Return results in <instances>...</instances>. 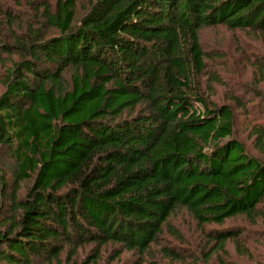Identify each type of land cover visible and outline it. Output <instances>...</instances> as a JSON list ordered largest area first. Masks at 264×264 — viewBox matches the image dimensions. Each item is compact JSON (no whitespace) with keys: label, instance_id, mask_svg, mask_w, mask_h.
I'll list each match as a JSON object with an SVG mask.
<instances>
[{"label":"trees","instance_id":"trees-1","mask_svg":"<svg viewBox=\"0 0 264 264\" xmlns=\"http://www.w3.org/2000/svg\"><path fill=\"white\" fill-rule=\"evenodd\" d=\"M84 2H31L38 22L25 34L13 24L31 9L0 7V30L9 25L15 43L1 47L12 67L0 95V155L13 166L11 180L0 167L11 203L0 264H102L109 246L108 264L125 253L143 258L165 230L178 235L169 221L181 209L201 228L257 222L264 159L235 135L233 105L210 101L221 81L201 32L252 33L264 53V0ZM255 69L264 72V55ZM241 98L232 96L247 108ZM250 135L264 155V128ZM242 234L206 233L225 254Z\"/></svg>","mask_w":264,"mask_h":264},{"label":"rangeland","instance_id":"rangeland-1","mask_svg":"<svg viewBox=\"0 0 264 264\" xmlns=\"http://www.w3.org/2000/svg\"><path fill=\"white\" fill-rule=\"evenodd\" d=\"M54 1V0H53ZM83 5L85 0H80ZM31 2L43 3V0H1V9L15 10L17 12H28L26 16H20L17 24L13 27L16 32L25 34L28 31L27 25H30L38 17L36 11L31 7ZM83 2V3H82ZM80 7H83V6ZM81 12H83L81 10ZM5 17L0 15V21ZM36 22V23H37ZM4 23V22H3ZM2 23V24H3ZM5 24V23H4ZM19 25V26H18ZM6 27L0 30V55L4 61H0V95L5 91L8 69L12 67L11 61L2 53L1 47L5 44L14 46L13 40L10 39L11 31ZM2 27V25H0ZM202 44L204 50L210 57L215 59L210 61V74L217 75L220 83L213 84L215 93L211 95L210 101L217 105L232 104L235 111V135L245 142L248 151L255 156L264 155L255 151L250 132L254 126L264 128V72L256 71L257 63L262 60L264 55L263 45L259 37L252 33L230 31L227 28L217 27L209 28L201 32ZM18 56L13 59L19 60ZM239 96L241 101L246 104L239 108L233 102L232 96ZM243 99V100H242ZM1 164L6 168L8 178L11 180L10 170L13 166V160L7 153L0 155ZM19 197L23 198L27 191L28 184H22ZM7 193H5L6 195ZM9 194V193H8ZM7 196V195H6ZM0 223L2 219L9 214L10 201L3 198L0 187ZM260 217L257 222L245 218H236L228 221L224 226H205L199 227L189 214L181 209L170 217V226L174 228L178 235H173L165 230V235L158 244H155L143 258L136 253H125L121 259L114 264H137L141 260L142 264H221V261L227 264H264V202L259 206ZM235 228L242 231L244 240L241 243L229 242L226 246V253L211 249L208 243L206 233L209 231H222L224 229ZM170 249L178 254L180 259H174L165 254L162 249ZM79 252V258L83 259L86 252ZM114 247H108L103 255L102 264H108L113 258L112 251ZM214 250V251H212ZM212 252L213 256H212ZM65 253V252H64ZM68 259V253L63 255V261Z\"/></svg>","mask_w":264,"mask_h":264}]
</instances>
